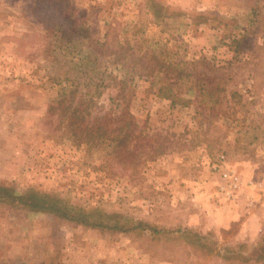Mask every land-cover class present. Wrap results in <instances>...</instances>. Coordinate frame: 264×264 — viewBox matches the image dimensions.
<instances>
[{
	"label": "rangeland",
	"instance_id": "obj_1",
	"mask_svg": "<svg viewBox=\"0 0 264 264\" xmlns=\"http://www.w3.org/2000/svg\"><path fill=\"white\" fill-rule=\"evenodd\" d=\"M72 96L166 151L80 142ZM262 206L264 0H0V264H264Z\"/></svg>",
	"mask_w": 264,
	"mask_h": 264
},
{
	"label": "trees",
	"instance_id": "obj_2",
	"mask_svg": "<svg viewBox=\"0 0 264 264\" xmlns=\"http://www.w3.org/2000/svg\"><path fill=\"white\" fill-rule=\"evenodd\" d=\"M160 66H162L161 63ZM152 74L157 80H163L161 70L153 69ZM164 74L165 76L170 74L172 78H175L176 84L192 77V74H186L185 70H179L176 67L168 68ZM214 91L215 89L211 88L204 91V95L212 97ZM89 106L88 101L80 98L75 101V96H72L59 101L57 107H52L51 113L58 114L59 109L61 111L59 115L67 118L68 129L75 133L80 142L87 141L96 145L104 140V142L114 143L116 158L124 162L130 160L138 166L143 162V158H154L166 151L165 139L167 138L162 139L158 134H146L150 132L146 131L144 126H139L140 121L130 112L128 105L120 112L117 109L114 111L111 109L110 113L97 115L93 111H88Z\"/></svg>",
	"mask_w": 264,
	"mask_h": 264
},
{
	"label": "crops",
	"instance_id": "obj_3",
	"mask_svg": "<svg viewBox=\"0 0 264 264\" xmlns=\"http://www.w3.org/2000/svg\"><path fill=\"white\" fill-rule=\"evenodd\" d=\"M226 203V202H225ZM225 203L224 206H225ZM250 206H246V209H244L242 212L241 210H239V214H235L233 215L234 217L230 216V215H226L225 218L220 217L218 215H216V217L214 219H210V222L216 226V228H227L229 227L233 222H236L237 220H239L241 217L246 219V223L250 222L251 220L254 221L255 219L258 218L259 221V228H252V229H247L246 228V234L247 235H256L259 234L262 231V219L261 217H259L258 213H254L255 211H257V207H260V204L258 202H255V200H250L249 201ZM229 205L230 203H226V205ZM247 205V204H246ZM263 205V203H262ZM223 206V208H224ZM262 209H264V207H261ZM255 209V210H254ZM241 212V213H240ZM222 218V219H221ZM261 226V227H260Z\"/></svg>",
	"mask_w": 264,
	"mask_h": 264
}]
</instances>
